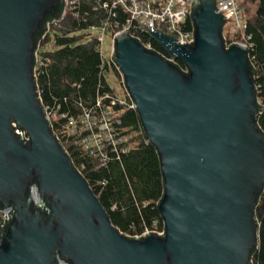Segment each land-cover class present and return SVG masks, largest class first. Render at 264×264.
<instances>
[{"label": "water", "instance_id": "obj_1", "mask_svg": "<svg viewBox=\"0 0 264 264\" xmlns=\"http://www.w3.org/2000/svg\"><path fill=\"white\" fill-rule=\"evenodd\" d=\"M65 7L66 0H0V211L11 215L0 264H253L264 105L249 49L226 46L216 0L193 1L191 43L138 21L187 71L128 32L115 39L113 61L162 169L163 234L140 237L112 223L41 101L36 51Z\"/></svg>", "mask_w": 264, "mask_h": 264}, {"label": "trees", "instance_id": "obj_2", "mask_svg": "<svg viewBox=\"0 0 264 264\" xmlns=\"http://www.w3.org/2000/svg\"><path fill=\"white\" fill-rule=\"evenodd\" d=\"M106 1L110 0H79L77 16L68 14L61 23L53 25L51 33L41 41L36 81L43 106L51 115H77L111 90L104 75L109 65L102 57L101 42L98 38L85 40V35L80 34L91 27L101 26L109 17L104 8ZM239 2L249 24L248 31L253 36L250 55L258 98L264 104V0ZM247 4L257 5L256 12H251ZM259 9L260 15L257 14ZM116 13L117 20H126L124 11L118 9ZM187 27H192L190 19ZM141 37V43L151 42L156 50H161L145 32H141ZM53 38L52 49H45ZM175 63L183 70L187 69L182 62ZM111 66L118 73L115 64ZM122 119L126 127L138 131L139 135L134 138L135 143L127 154L112 157L105 167H97L79 147L63 143L75 166L81 168V164L85 165L81 173L121 232L131 237L148 231L163 232L164 223L158 209L163 195L160 157L147 138L138 111L127 109ZM62 121H52L53 130L59 137ZM258 124L264 132V113ZM256 217L259 244L252 254V262L264 264V195L258 200Z\"/></svg>", "mask_w": 264, "mask_h": 264}, {"label": "built area", "instance_id": "obj_3", "mask_svg": "<svg viewBox=\"0 0 264 264\" xmlns=\"http://www.w3.org/2000/svg\"><path fill=\"white\" fill-rule=\"evenodd\" d=\"M78 1L79 0H66L63 17L47 24V31L41 41L51 33L53 25L61 23L68 14L77 16L76 8ZM193 1L194 0L106 1L104 3V8L107 9V13L110 14L109 17L102 22L101 26L91 27L90 29L101 28L102 30H109L112 33L113 51L111 64H115L113 56L115 55V39L118 34L128 32L132 37L142 41L141 32L146 33V31L138 21L147 23L148 26L152 27L151 31H153L154 28L162 31L166 35L180 37L181 39L178 40L180 44L194 42V25L192 21V27H187L188 19L191 20V5ZM216 7L218 8V12H221L225 17L223 37L227 48H229L232 43L244 44L249 49V58L252 62L250 50L253 47V36L248 31L249 24L239 0H216ZM118 9H121L127 15L124 22L116 19V12ZM41 41L36 51L37 61L35 76H37V66L40 64L39 50L41 48ZM99 41L102 42L101 39H99ZM142 44L147 49L158 52L170 61H177L172 56L165 53L162 48L159 51L156 50L151 42H142ZM48 46H46V48ZM104 61L109 65L107 70L112 69L124 84V75L120 68L115 64L118 71L117 73L111 64L106 60ZM185 71H187V69ZM110 89L112 91H107L103 96H99L93 106L84 108L82 112L77 115H70L68 113H55L51 115L46 109L51 121L61 122L63 120L60 128V137L57 135L61 142L63 143L64 141L67 145L79 147L84 155L94 160L97 167H105L114 156L120 157L121 155L127 154L135 143L134 138L139 135L138 131L126 127L122 119L125 110H137L134 100L129 96L128 92L126 99L122 100L111 86ZM258 103L264 105L259 98ZM64 147L67 150L65 145ZM80 167L81 168L77 169L81 172V170L85 168V165L81 164ZM4 215L5 212L0 211V239L3 231L2 225L5 224ZM146 233H150V231L144 234ZM158 234L162 235L163 232H159ZM59 264L68 263L59 262Z\"/></svg>", "mask_w": 264, "mask_h": 264}, {"label": "rangeland", "instance_id": "obj_4", "mask_svg": "<svg viewBox=\"0 0 264 264\" xmlns=\"http://www.w3.org/2000/svg\"><path fill=\"white\" fill-rule=\"evenodd\" d=\"M247 6L250 7L251 12H256L257 5L253 4H247ZM245 14V12H244ZM229 33V29H228ZM80 34L85 35V40H90L94 38L101 39V54L104 60H106L109 64H111V57H112V51H113V37L112 33L109 30H102L101 28L96 29H90L87 31H81ZM54 45V38L53 41L49 44V46L46 49H52V46ZM105 78L111 88L115 91V93L118 95V97L122 100L126 99L127 96V90L116 73L110 69L105 71Z\"/></svg>", "mask_w": 264, "mask_h": 264}, {"label": "clouds", "instance_id": "obj_5", "mask_svg": "<svg viewBox=\"0 0 264 264\" xmlns=\"http://www.w3.org/2000/svg\"><path fill=\"white\" fill-rule=\"evenodd\" d=\"M32 187H33V189L36 188L35 185H33ZM37 207H38V208H43V207H44L43 202L41 201L40 203H38V204H37ZM10 219H11V215H10V214H5V215H4V220H5V221H8V220H10Z\"/></svg>", "mask_w": 264, "mask_h": 264}]
</instances>
